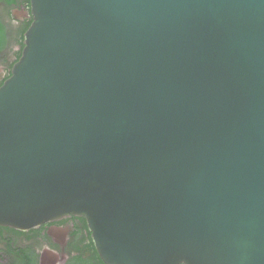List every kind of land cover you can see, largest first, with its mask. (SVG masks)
<instances>
[{"label":"water","instance_id":"95a60500","mask_svg":"<svg viewBox=\"0 0 264 264\" xmlns=\"http://www.w3.org/2000/svg\"><path fill=\"white\" fill-rule=\"evenodd\" d=\"M30 5L0 225L84 217L106 264H264V0Z\"/></svg>","mask_w":264,"mask_h":264},{"label":"flooded vegetation","instance_id":"af4514ba","mask_svg":"<svg viewBox=\"0 0 264 264\" xmlns=\"http://www.w3.org/2000/svg\"><path fill=\"white\" fill-rule=\"evenodd\" d=\"M30 0H0V85L24 48ZM0 264H106L84 217L68 215L27 230L0 225Z\"/></svg>","mask_w":264,"mask_h":264},{"label":"trees","instance_id":"16d2710c","mask_svg":"<svg viewBox=\"0 0 264 264\" xmlns=\"http://www.w3.org/2000/svg\"><path fill=\"white\" fill-rule=\"evenodd\" d=\"M9 76H10V75H9ZM1 85H2V84H1ZM1 85H0V86H1Z\"/></svg>","mask_w":264,"mask_h":264}]
</instances>
